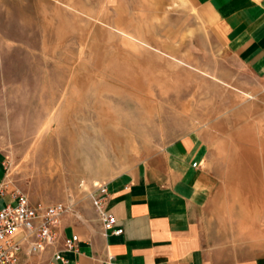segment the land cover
<instances>
[{"label":"rangeland","instance_id":"obj_1","mask_svg":"<svg viewBox=\"0 0 264 264\" xmlns=\"http://www.w3.org/2000/svg\"><path fill=\"white\" fill-rule=\"evenodd\" d=\"M191 131L209 143L223 228H264V80L207 13L190 0H0L10 193L80 204Z\"/></svg>","mask_w":264,"mask_h":264},{"label":"crops","instance_id":"obj_2","mask_svg":"<svg viewBox=\"0 0 264 264\" xmlns=\"http://www.w3.org/2000/svg\"><path fill=\"white\" fill-rule=\"evenodd\" d=\"M190 1L215 20L226 50L264 80V0ZM208 153L204 136L191 131L105 181L106 211L120 235L103 227L91 198L98 187L80 204L58 202L70 209L59 217L57 240L21 253L19 264H264V228L232 220L223 228ZM4 158L0 150V185ZM13 202L7 188L0 209ZM73 234L78 241L69 251L64 242Z\"/></svg>","mask_w":264,"mask_h":264},{"label":"built area","instance_id":"obj_3","mask_svg":"<svg viewBox=\"0 0 264 264\" xmlns=\"http://www.w3.org/2000/svg\"><path fill=\"white\" fill-rule=\"evenodd\" d=\"M3 164L6 169V164ZM5 190L3 183L0 185V195H3ZM95 191L91 198L93 205L98 209L104 229L111 230L114 235H120L123 229L117 226L116 218L106 211L105 203L109 195L105 184L99 185ZM11 194L14 202L0 209V264H19L21 253L26 251L35 254L55 243L59 217L70 209L58 202L48 205L32 204L28 196L19 191H13ZM77 241L75 234L66 238V249L75 250ZM105 264L113 263L109 258Z\"/></svg>","mask_w":264,"mask_h":264}]
</instances>
